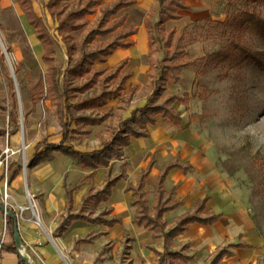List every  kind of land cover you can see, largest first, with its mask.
<instances>
[{
    "label": "rangeland",
    "instance_id": "374dc122",
    "mask_svg": "<svg viewBox=\"0 0 264 264\" xmlns=\"http://www.w3.org/2000/svg\"><path fill=\"white\" fill-rule=\"evenodd\" d=\"M116 1L101 0V6L111 5ZM31 2L54 42L55 63L62 81L69 60L66 45L58 32V19L56 14H52V10L62 13L61 18H63L66 14L78 10L82 2L81 0L61 1L56 7L50 6L52 0H31ZM155 7L149 14H125L127 16L125 27L141 29L147 15H150L151 23H155L158 19V6L155 5ZM94 9L93 15L85 16L78 22L74 21L83 24V27L70 30L67 34L75 39L79 33L87 32L89 25L98 14L99 6ZM243 13L254 14L263 22L262 27L258 28L256 23L248 22L246 18L244 19ZM118 15L124 14L120 12ZM229 18H235L232 26L219 24ZM183 27L182 23L165 24L166 31L173 30L175 33ZM186 33L188 45L184 62L190 64L188 68L182 67L183 62L179 60L170 64L162 62L167 51L162 45V35L155 33L157 42L152 54L146 52L135 59L127 58L124 70L126 73H131L128 83L136 87V94L129 110L126 112L118 110L121 103L117 99L110 101L107 106L96 112L102 115L108 109H112L113 114L109 116L108 121L112 123V126H116L118 120L127 118L133 108H140L145 104L146 99L140 94V90L146 84L145 72L150 60L153 59L160 63V66L167 68L174 66V71L168 72L161 97L175 95L183 98L186 95L187 103L178 107L181 122L172 134L175 136L176 133L183 131L180 138L195 140L199 160L211 168L207 173V181L223 176L227 180L224 183L233 202L230 203V217L225 228L226 235L221 237L222 242L214 237L212 238L214 246L206 247L199 245V241H193L183 254L192 255L194 259L192 258L190 264H209L216 252L226 248L232 255L220 264H264V0H219L214 4L211 14L189 23ZM109 37L97 38V40L103 42ZM136 37L135 35L130 38L134 44H136ZM140 41L142 42V36L138 38V42ZM0 42L6 50L13 71L15 67L21 66V70L17 74L14 73L15 82L13 83L16 111L20 119V114L23 115L31 107L28 92L37 78L45 74L46 67L41 61V47L33 39L32 30L19 11L15 0L0 2ZM0 56H2L1 46ZM114 60V58L110 60V63ZM118 63L119 61L111 65L108 61L103 64L94 62L91 68L94 71L103 70L108 73ZM4 66L7 77L0 73V101L4 100L8 92V79L11 80L10 68L5 59ZM110 86H114V82H111ZM127 93L128 89L124 91V94ZM0 118V128H5L7 113L1 114ZM21 119L22 123L19 121L15 133L20 134L17 135L21 138L20 143L24 141L27 147L33 142L47 138L53 144L64 141L66 145L72 146L77 151L90 152L99 149L100 142L109 139L108 132L103 133L101 139L94 137L93 133L96 130L103 131L102 125L90 127L92 131L90 135L69 133L63 139L64 135L60 132L47 99L36 106L27 120H23V117ZM166 125L172 124L160 119L157 122L159 129L166 130ZM25 128L28 130V139L26 133L23 139L22 129L25 132ZM71 129H75V126L72 125ZM149 130L154 132L155 129ZM169 137L168 134L167 137L160 136L158 142L147 141L137 146L133 145L135 153L127 151L126 158L131 165L130 179L140 171V163L147 162L151 157L155 158L145 150L158 145L163 149L161 152L165 153L163 144L168 142ZM20 143L16 147L18 152L14 156V162L18 164L21 176H24L28 170L26 167L23 171ZM29 158V154L26 153V166ZM166 161L168 156L159 154L155 167L159 169ZM54 163L64 166L62 174L66 178L70 174H75L77 178L81 172L70 160L58 155ZM118 166L119 162L114 161L112 164L114 174L117 173ZM103 172L104 169H98L95 172V179L83 185L94 183V187L99 186ZM200 176L195 172L191 178L197 180ZM2 187L4 193L7 190L5 181L2 182ZM124 187L125 183L120 182L114 190V196L107 203L102 204L95 214L107 206H112L116 213L128 221L131 216V204L128 196L123 193ZM201 194V188L192 187L191 192L181 198L182 206L179 210L181 212L191 210L200 200ZM24 201V207L30 209L27 196ZM140 240H145L144 234L140 235ZM100 243L101 241L95 246H99ZM236 244H247L250 248H229ZM156 248L162 250L160 244H157ZM120 253L121 247H117L118 261ZM129 255L130 253L123 259V264H140L137 259H131ZM164 264L183 263L177 260L172 262L166 257Z\"/></svg>",
    "mask_w": 264,
    "mask_h": 264
},
{
    "label": "trees",
    "instance_id": "16d2710c",
    "mask_svg": "<svg viewBox=\"0 0 264 264\" xmlns=\"http://www.w3.org/2000/svg\"><path fill=\"white\" fill-rule=\"evenodd\" d=\"M17 4L25 16L29 26L42 47L41 60L46 67L43 76H39L28 92V101L31 105L29 111L23 114L24 119L28 118L35 111V107L43 100L47 99L60 127V132L65 139L69 133L90 135L92 133L90 127L102 125V130H96L94 137L102 138L103 133H109V139L100 142L99 149L90 152H81L75 150L72 146H68L64 141L59 144L48 143L43 138L36 146L31 159L27 163L28 168H34L41 162L52 159L53 153H58L71 159L76 166L89 172L83 180L89 179L98 169H104L103 179L99 188L90 187L81 199V203L76 214L72 213V194L77 186L66 188V207L65 214L61 216V221L56 229L57 233H64L71 224L78 226H88L100 223L111 227L120 223V219L109 217L110 209L101 211L97 216L91 217L94 210L100 203H104L111 195V190L115 185L126 179V169L128 162L124 155V149L129 146L130 138H149V126H154L157 119H165L174 126H179L181 122V113L178 107L186 105L187 96L178 98L175 95L161 97L164 91V83L167 80L168 72L174 71L175 68H167L160 66V63L153 59L149 62V69L146 73V84L141 89L140 94L146 98L145 104L140 108H134L130 112V116L126 119H119L116 126H112L109 116L113 114L112 109H108L104 114H97V110L104 108L111 100L119 99L121 105L118 110L127 111L133 101L136 88L127 85L129 91L125 95L126 82L129 74H124L126 62H121L117 67L108 73L103 70H92L91 65L94 62L101 64L117 48H129L133 45L130 40L137 31L135 29L124 27L126 16H119V12L134 4L133 0H117L111 5H102L101 0H81L79 9L61 18L62 13L54 12L58 19V32L62 41L66 45V54L69 60L68 67L62 81H60V72L55 65V45L46 25L40 17L35 14L31 0H16ZM68 0H52L51 7H56L59 2ZM158 6L157 21L151 23L150 15L144 21V26L148 36V44L150 54L154 49L157 40L155 33L162 35L161 41L164 49L167 51L162 62L174 63L180 61L182 67L188 68L190 64L184 62L186 57V48L188 45L186 35L189 24L178 33L173 30L166 31L165 24L169 21L178 20L181 10L188 7L184 3L185 0H155ZM229 4V3H228ZM99 6L98 14L89 25L87 32H81L74 39L72 35L67 34L70 30H77L83 27V24L75 23L85 16L93 15L95 7ZM244 19L248 22L256 23L261 28L263 22L258 20L254 14L243 13ZM235 18L226 19L220 25L232 26ZM105 41L97 40V38H106ZM169 49H171L169 51ZM0 70L3 76L7 77L3 58L0 56ZM21 70V66L14 69L15 74ZM114 82V86L110 83ZM8 100L11 104L9 110V119L13 128L17 127L16 102L13 93V84L8 79ZM0 110L6 111V107L0 103ZM74 125L75 129H71ZM89 127V129H85ZM113 127V129H111ZM4 134V130H0V136ZM114 161L119 162L117 173L112 172V164ZM153 161L151 160L147 167L140 173L135 185L128 184L125 188L126 192H130L133 200L132 206L135 207L133 224L137 227H143L152 232V240L154 245L162 243L163 252L159 253L151 245L146 246L147 249L153 251L157 256L156 264H164L166 257L171 260H178L183 264L189 263L192 258L182 255L187 249L184 246L180 251H171L173 240L182 234L189 225L199 224L201 226H210L216 223L219 216L208 215L204 213L205 204L208 197L203 198L200 203L193 208L192 211L186 212L176 218L171 224L164 219V214L176 210L181 206L179 200H175V189L166 191L164 182L173 169L186 174L191 165L182 164L178 156L172 162L163 165L160 170L156 183L153 188V202L148 203L147 195L144 192L145 180L150 173ZM1 204V202H0ZM10 215L5 216L6 230L10 236L15 239V229L17 226V217L15 212L7 207ZM1 212V210H0ZM94 236L86 240H79L78 243H90ZM123 249L120 257V264L127 256L130 246L126 242H122ZM229 248H250L247 244L231 245ZM4 250V246H3ZM9 250L16 253L15 244ZM231 252L222 248L212 257L209 264H220L224 259L231 257ZM21 264H26L22 259ZM141 264H144L139 258Z\"/></svg>",
    "mask_w": 264,
    "mask_h": 264
},
{
    "label": "crops",
    "instance_id": "0c3cea01",
    "mask_svg": "<svg viewBox=\"0 0 264 264\" xmlns=\"http://www.w3.org/2000/svg\"><path fill=\"white\" fill-rule=\"evenodd\" d=\"M133 1H134L133 5L122 9L120 12H123L124 15L149 14L152 9L156 8L155 5H157L155 0H133ZM218 1L219 0H185L184 3L188 7V9L181 10L178 12V14L181 15L180 19L169 22L179 23V24L182 23L185 27L189 23L196 21L202 17H206L207 14H211L214 4L217 3ZM18 9L21 12L19 6ZM21 14L23 15L22 12ZM145 19L143 20L141 29L139 30H137V28L126 27V28L135 29L137 31V33L135 34L137 36L136 44L133 43V45L129 48H117L111 55L107 57L106 62L108 61V63L111 65H114L119 61V63L114 67H112L111 70L117 67L123 61H125L127 65V58L135 59L141 57L146 52L150 53L148 36L144 26ZM126 20H127V16H126ZM29 27L32 30L33 37L36 39L37 44H39V46L41 47L39 41L37 40L33 32L32 27L31 26ZM140 36H142V42L141 41L138 42V38ZM0 46L2 49L3 45L1 42H0ZM41 54H42V47H41ZM1 57L7 61L8 66L10 68L11 63L9 61L8 56L7 58H5L2 53ZM113 58L115 59L114 62L110 63V60H112ZM4 59H3V63H4ZM124 69L122 70V72L125 74L126 72ZM148 69H149V65H148ZM148 69L145 72V76ZM13 73L15 72L13 71ZM126 74L130 75L129 77L130 79L131 73H126ZM129 79L126 82V89H128L127 85L129 84L135 87L131 83H128ZM11 81L13 84L14 82L12 76H11ZM8 93L9 91L4 97V100L2 95L1 97L3 101H0V103H2L6 107V111L0 110V115L3 113H7V122L5 123V128H0V130H4V134L0 136V151L6 145H8L10 148L15 150L16 153L11 157L6 170L0 168V202L3 196L2 182L5 181V184L7 186V190L5 191L8 195L7 207L10 208L13 212H16L19 245L16 244L15 240H13V238L6 230V223L4 225V213L0 212V237L5 226V238L3 243L4 250L0 254V264H21L20 259H22L25 263L27 262L28 264H120V259L118 261L116 257V251H117V247H121V252H122L123 249L122 242H124L125 240L130 246V250L127 252V254L130 253L129 257L131 259H137V261L140 262V264L141 261L139 260V258L142 259L144 264H154V263L156 264L157 261L156 254L153 251L147 249L146 246L151 245L155 248L157 252L162 253L163 252L162 243H159L161 245L162 250L156 248L157 244L154 245L153 243L152 232L148 231L147 229H144L143 227H137L136 225L133 224V217L135 214V207L132 206L133 197L130 192L125 191V188L128 184L131 185L136 184L140 173L147 167L148 163L152 160L153 165L150 170V173L148 174V177L145 180V186H144V192L147 195L148 203L149 205H151L153 202V188L156 183L160 170L162 169L164 164L172 162L176 156H178L179 161L182 164L185 163L190 164L191 169L186 174H183L181 171L177 169L171 170L164 182L165 190L170 191L172 189H175L176 191L174 198L175 200H179L182 206L181 198L186 194H189L191 192L192 187L197 186L201 188L202 194L200 195V200L197 202V204L193 206V208L196 207L203 198L208 197V201L205 204L204 213L208 215L210 214V215L219 216V219L216 223L210 226H201L199 224L189 225L188 228L182 234L174 238L173 247L171 251L173 252L180 251L184 246H187L188 248L189 247L188 245H191L193 241H199L200 243L199 245L202 246L212 247L214 246L212 242V238L214 237L218 238L222 242L221 237L226 235L225 228L228 225V221L230 217L229 216L231 210L230 203H233L232 198L230 197V194L228 192L226 183H224L227 182V180L223 176H217L214 177L212 180L207 181L206 178L208 175L207 173L211 170V168L208 167V164L202 163L199 160L197 155L198 151L195 149V147H197L195 140H184L180 138L179 136L183 131L180 133H176V135L173 136L172 131H174V129H176L175 127L177 126H174L168 120L167 121L171 123L173 126L166 125L167 127L166 130L159 129L160 127L157 126V122L160 118L157 119V122L154 126L148 127L149 138L146 139L130 138L129 146L124 149V155L125 157L127 156V151L130 153L136 152V151L133 152L134 149L133 145L137 146L147 141L158 142L160 136L165 135V137H167L169 134L170 137L168 138V142L166 144H163L165 153L161 152V150L163 149L156 144H155L156 146L153 145L154 147L150 148V150H145L146 153H151L155 158L151 157L147 162L140 163L141 164L140 171L138 173H135L132 179H130V175H131V165L129 163L130 161H128V159L126 158L128 162V166L126 169V179L119 181L115 185V187L112 188L111 195L108 198L109 200L111 197L114 196V190L120 182L125 183L123 193L128 196L131 204V216L129 220L125 221L122 218V216H120L118 213H116L113 210L112 206H107V208H104L101 211L110 209L111 213L108 216V218L116 217L120 219V223L115 224L111 227L102 225L100 223H96L94 225H88V226H78L76 224H71V226L68 227L66 232L57 233L56 229L61 221V216L65 214V207H66L65 189L77 186V189L72 194V213L76 214L78 212L81 199L84 196V194L87 192V190L90 187L95 186L94 183L87 184L85 186L83 184L85 182L88 183L89 181H92V179H95L96 177L95 172L97 170L94 172V175L91 178H89L90 180L89 179L83 180L86 176H88L89 172L83 170L79 166H76L74 162L68 157L58 153H53L51 160L43 161L34 168H28L26 166V153H28L30 156V158L28 159L29 161L34 154L35 146L43 138L39 141L33 142L30 145L31 148L30 146L27 147L24 141L20 143L19 140H21V138L20 136L17 137V135L20 134H16L15 130L18 128L19 121L20 123H22L21 118L23 117V115L20 114V119H18V114H17V127L13 128V125L9 119L10 102L8 100ZM27 119L28 118L24 119L23 117V120H27ZM160 120H165V119H160ZM150 128L155 129L154 132L150 131L149 130ZM22 131H23L22 132L23 139L25 137L24 133L27 134L26 137L28 139V130H26L25 128V132L24 129H22ZM18 143L22 145V161L25 164V169L27 167L28 170V172L24 174V176H21L18 170V164L14 162L15 161L14 156L18 152V150H16ZM48 143L51 142L48 141ZM159 154H162L164 157L168 156V161L164 162L159 167V169H157L155 165ZM56 155H58L61 158L70 160L77 169L78 168L80 169L81 172L77 176V178L75 177V174H70L68 178H66L62 174L64 170V166L54 163V159ZM25 169H23V171ZM195 172L198 173V175L199 174L201 175L200 179L192 180L191 176ZM93 182H95V180H93ZM101 183L96 188H99L101 186ZM150 192L152 194H149ZM25 196L28 197V203L30 209H24L22 212H19L18 210L19 207H24ZM108 200L104 203H100L97 206L96 210H94L91 217L97 216L101 211H99L97 214H95V212L100 208L102 204L107 203ZM179 208L164 214V219H166V221L169 224H171L176 218H178L182 214L193 210L192 208L189 211L181 212ZM142 234L145 235V240L143 241L140 240V235ZM92 236L94 237L90 243H78L79 240H86ZM100 241H101L100 245L96 247L95 245ZM14 244L16 247V253L9 250V248H12ZM179 248L180 250H178ZM183 252L182 255L193 258L191 254H183ZM120 257H121V253H120ZM225 260L226 259H224L222 262H224ZM171 261L173 262L175 260H171ZM187 264H190V262Z\"/></svg>",
    "mask_w": 264,
    "mask_h": 264
},
{
    "label": "built area",
    "instance_id": "2783aa9c",
    "mask_svg": "<svg viewBox=\"0 0 264 264\" xmlns=\"http://www.w3.org/2000/svg\"><path fill=\"white\" fill-rule=\"evenodd\" d=\"M15 153H16L15 150H13L8 145H6L0 151V168H3L4 170H6L8 167V164L10 162L11 157ZM7 199H8V195H7L6 191H4L3 196H2V204L4 205L5 208H7ZM24 209H27V208L19 207L18 210H19V212H22ZM15 214H16V212H15ZM5 216H6V214L4 213V225H5ZM4 238H5V226H4V230H3L1 237H0V254L3 251Z\"/></svg>",
    "mask_w": 264,
    "mask_h": 264
},
{
    "label": "water",
    "instance_id": "95a60500",
    "mask_svg": "<svg viewBox=\"0 0 264 264\" xmlns=\"http://www.w3.org/2000/svg\"><path fill=\"white\" fill-rule=\"evenodd\" d=\"M2 53H3L4 57L7 58V54H6L5 50L3 49V47H2ZM10 72H11L13 82H15L14 73H13L11 66H10ZM23 169H25V164L23 165ZM0 210H1V212L5 213L6 215H10V211H8L7 208H5L3 204H0ZM14 240H15L16 244L19 245L17 226L15 229V239ZM26 264H28V263L26 262Z\"/></svg>",
    "mask_w": 264,
    "mask_h": 264
},
{
    "label": "bare ground",
    "instance_id": "6f19581e",
    "mask_svg": "<svg viewBox=\"0 0 264 264\" xmlns=\"http://www.w3.org/2000/svg\"><path fill=\"white\" fill-rule=\"evenodd\" d=\"M33 39L36 41V39L33 37ZM23 163V165H24V162H22Z\"/></svg>",
    "mask_w": 264,
    "mask_h": 264
}]
</instances>
